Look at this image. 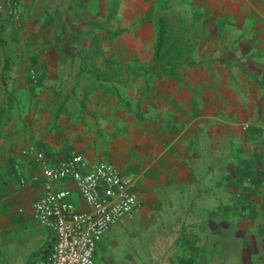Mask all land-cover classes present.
I'll return each mask as SVG.
<instances>
[{
	"label": "crops",
	"instance_id": "crops-1",
	"mask_svg": "<svg viewBox=\"0 0 264 264\" xmlns=\"http://www.w3.org/2000/svg\"><path fill=\"white\" fill-rule=\"evenodd\" d=\"M31 1L21 2L26 13L34 8ZM174 1L119 0L115 20L123 32L101 44L110 58H83V46L70 36L65 58L27 59L34 73L26 74L36 83L20 105L21 118L0 136V264H35L54 241L27 211L42 187L27 182L38 169L21 156L24 148L44 150L53 161L76 152L90 164H112L136 185V221L152 208L193 207L188 220L205 230L213 221L214 190L223 201L231 173L243 174L246 166L264 171L261 147L246 150L255 142L250 131L264 129V104L256 99L247 105L245 80L255 76L246 74L242 58L246 48L264 53V0ZM93 5L95 22L101 0ZM180 6L190 8V63L171 79L150 70L156 19ZM73 10L63 14L77 21L70 18ZM255 59L264 76V58ZM257 87L262 92L255 93L263 94L264 85ZM114 228L107 236L117 234Z\"/></svg>",
	"mask_w": 264,
	"mask_h": 264
},
{
	"label": "rangeland",
	"instance_id": "rangeland-1",
	"mask_svg": "<svg viewBox=\"0 0 264 264\" xmlns=\"http://www.w3.org/2000/svg\"><path fill=\"white\" fill-rule=\"evenodd\" d=\"M110 1L101 0L100 13H95L94 21L109 31H121L118 19L115 20L116 14L111 20L105 21ZM114 1L118 7L119 0ZM21 2L15 21L0 13V68L4 56L8 63L7 69L0 72V136L4 134L6 126L21 118L23 111L20 105L29 100L28 89L36 83L35 75L31 79L26 74L34 73L27 59L65 58L62 53L70 36L73 43L83 46L81 48L85 55L86 50H89L85 47L86 42L92 38V33L86 35L84 32L90 29L85 23L94 17V0H32L30 6L34 8L31 13L25 12ZM174 3L181 5L178 0ZM47 5L52 7V12L48 8L51 15L45 17ZM66 7L74 9L70 18H77V21H70L68 15L64 16ZM189 10L180 6L169 13L181 15L189 21ZM51 17L46 25L45 21ZM35 19L37 21L31 24ZM189 35L190 30L188 39ZM258 50L246 48L242 55L246 62V74L253 73L255 76H247L245 80L247 92L244 97L247 105L256 99L260 103L263 100L264 104V93H255L259 84L264 85V76L255 65L258 62L255 58H264V53H258ZM121 64L119 72L121 69L123 71ZM250 132H254L255 142L247 143L246 150L261 147L264 151V129L254 127ZM263 185L264 171L251 170L246 166L243 174L231 173L229 190L224 192L223 201L221 192L214 190V203L208 211L213 221L207 224L210 228L206 230L201 223L188 220L193 207L152 208L144 221L133 218L125 222L131 224L116 226L114 229L117 234L111 235L112 231L98 248L95 264H264Z\"/></svg>",
	"mask_w": 264,
	"mask_h": 264
},
{
	"label": "built area",
	"instance_id": "built-area-1",
	"mask_svg": "<svg viewBox=\"0 0 264 264\" xmlns=\"http://www.w3.org/2000/svg\"><path fill=\"white\" fill-rule=\"evenodd\" d=\"M19 3L0 0V13L15 21ZM21 156L38 169L27 182L42 187L27 211L54 238L48 254L35 264H95L96 252L112 228L137 215L140 199L134 181L112 164H90L76 152L53 161L44 150L29 147Z\"/></svg>",
	"mask_w": 264,
	"mask_h": 264
},
{
	"label": "trees",
	"instance_id": "trees-1",
	"mask_svg": "<svg viewBox=\"0 0 264 264\" xmlns=\"http://www.w3.org/2000/svg\"><path fill=\"white\" fill-rule=\"evenodd\" d=\"M108 12V17L105 21L111 20L117 11V4L114 0L111 1ZM194 19V18H192ZM157 37L153 48L154 64L151 71H160L171 79L178 78V72L183 66L189 64L191 46L187 34L189 32L190 21L181 15L170 13L169 15H160L156 19ZM187 20V21H186ZM85 25L90 29L84 32L86 35L92 33L89 50L83 58H110L105 55L101 44L105 40H111L118 37L121 31H109L101 23L88 21ZM7 58L3 57V64L0 72L7 69ZM52 245L41 249L39 253H48Z\"/></svg>",
	"mask_w": 264,
	"mask_h": 264
}]
</instances>
